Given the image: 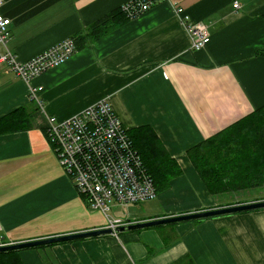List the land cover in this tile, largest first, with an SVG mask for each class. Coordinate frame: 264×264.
I'll return each mask as SVG.
<instances>
[{
    "label": "crops",
    "instance_id": "0c3cea01",
    "mask_svg": "<svg viewBox=\"0 0 264 264\" xmlns=\"http://www.w3.org/2000/svg\"><path fill=\"white\" fill-rule=\"evenodd\" d=\"M129 1L3 0L11 24L0 57L10 52L26 62L74 41ZM188 24L205 26L210 42L202 50L192 49ZM262 51L264 0H167L30 81L2 64L0 120L26 108L30 121L28 129L0 133V245L107 227L59 164L47 134L48 118L65 121L102 101L126 130L151 127L183 172L145 202L155 206L125 222L230 206L209 193L188 151L264 106ZM39 88L42 107L31 98ZM262 188L239 202L264 200ZM129 232L19 255L23 264H176L186 256L195 264H264V209Z\"/></svg>",
    "mask_w": 264,
    "mask_h": 264
},
{
    "label": "built area",
    "instance_id": "2783aa9c",
    "mask_svg": "<svg viewBox=\"0 0 264 264\" xmlns=\"http://www.w3.org/2000/svg\"><path fill=\"white\" fill-rule=\"evenodd\" d=\"M165 1L130 0L121 8L126 17L133 19ZM2 6L0 0V44L5 46L11 20L3 15ZM238 6L234 4V8ZM186 28L192 32L194 51L209 44L210 36L203 24H188ZM75 51L74 41L68 39L26 62L7 52L0 57V66L6 64L18 78L30 81L64 63ZM40 91L42 88L32 89L31 98L42 107L37 98ZM47 134L59 164L89 207L105 216L107 228L115 230L131 223L112 217V207L123 209L157 198L152 177L107 102H99L65 121L48 118Z\"/></svg>",
    "mask_w": 264,
    "mask_h": 264
},
{
    "label": "trees",
    "instance_id": "16d2710c",
    "mask_svg": "<svg viewBox=\"0 0 264 264\" xmlns=\"http://www.w3.org/2000/svg\"><path fill=\"white\" fill-rule=\"evenodd\" d=\"M128 20L122 8L112 12L74 38L75 50L85 48ZM260 54L264 55V51ZM29 121L27 109H18L0 120V133L28 129ZM124 132L141 156L158 193L166 190L171 180L182 175L181 167L168 154L151 127L129 131L124 128ZM188 157L206 189L218 202L230 206L243 204L240 200H230L264 187V106L191 148ZM203 220L206 219L197 222ZM19 253H0V264H23ZM176 264L195 263L186 256Z\"/></svg>",
    "mask_w": 264,
    "mask_h": 264
},
{
    "label": "water",
    "instance_id": "95a60500",
    "mask_svg": "<svg viewBox=\"0 0 264 264\" xmlns=\"http://www.w3.org/2000/svg\"><path fill=\"white\" fill-rule=\"evenodd\" d=\"M264 209V200L262 201H254L244 204H237L232 206L226 207H219L213 209H206L197 212H190L186 214H180L175 216H167L163 218L153 219V220H146V221H138L132 222L130 224L118 226L115 230L112 228H100L95 230H89L85 232H78L69 235H61V236H54L49 238H43L39 240H31L26 242H18L13 244L7 245H0V253L8 252V251H21L25 249H32L41 246L47 245H54L57 243L63 242H71V241H78L84 240L92 237H100L109 234H119L121 232H128V231H135V230H142L147 228H153L163 225H171L176 223L188 222L193 220H201L225 215H231L236 213L242 212H249L254 210Z\"/></svg>",
    "mask_w": 264,
    "mask_h": 264
},
{
    "label": "rangeland",
    "instance_id": "374dc122",
    "mask_svg": "<svg viewBox=\"0 0 264 264\" xmlns=\"http://www.w3.org/2000/svg\"><path fill=\"white\" fill-rule=\"evenodd\" d=\"M263 189V188H262ZM259 195H261V192H260V189H257L255 191H251L249 193H246V194H242L241 197H239L238 199L236 200H230V201H237V200H243V199H255L257 198ZM155 204H150V203H140L138 205H129L127 206L126 208H115V207H112L111 208V212L109 213L112 217H116V218H122L123 220H128L129 217L131 215H133L134 213H138L140 211H142L143 208H145L146 206H155ZM236 214H240V213H236ZM214 218V217H213ZM207 219H212V218H207ZM206 219V220H207ZM198 220H193V221H188V222H182V223H176V224H171V225H163V226H158V227H153V228H147L146 230H149V229H157V228H164L166 226H177L178 224H184V223H199L197 222ZM204 221V220H203ZM132 223V222H131ZM141 231V230H140ZM132 232V231H131ZM128 233H130L128 231ZM135 234H138V233H135ZM155 253V251H151L150 252V255H153Z\"/></svg>",
    "mask_w": 264,
    "mask_h": 264
}]
</instances>
